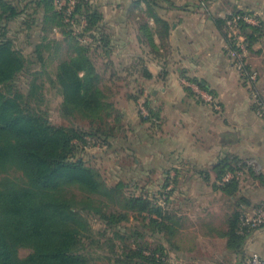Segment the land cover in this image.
<instances>
[{
	"label": "crops",
	"instance_id": "obj_1",
	"mask_svg": "<svg viewBox=\"0 0 264 264\" xmlns=\"http://www.w3.org/2000/svg\"><path fill=\"white\" fill-rule=\"evenodd\" d=\"M92 4L101 16L94 34L106 36L111 49L105 55L101 48L97 56L111 66L141 65L150 74L139 70L141 79H135L146 90L153 118L144 122L137 102L128 98L121 110L135 135L132 175L158 177L146 184V193L174 216L172 235L144 229L155 239L152 248L162 249V264H248L252 253L264 258V227L250 233L243 252L231 246L229 237L235 214L250 216L264 203V119L257 115L254 100L256 93L264 102V35L250 51V66L259 73L251 87L230 58L228 36L218 25L239 11L258 16L264 24V0ZM183 79L205 83L221 111L191 93ZM221 164L242 169L235 192L222 188Z\"/></svg>",
	"mask_w": 264,
	"mask_h": 264
},
{
	"label": "trees",
	"instance_id": "obj_2",
	"mask_svg": "<svg viewBox=\"0 0 264 264\" xmlns=\"http://www.w3.org/2000/svg\"><path fill=\"white\" fill-rule=\"evenodd\" d=\"M56 1L35 2L41 14L42 31L59 29L65 40L73 37L77 42L71 46L70 55L59 63L51 83L62 96L61 112L64 117L73 123L82 121L88 129L76 124L55 126L50 122L41 108L44 85L39 83V73L34 74L37 77H34L27 92L17 87L18 76L30 70L34 62L15 48L8 35V25L24 12H20L10 1L0 0V264H89L86 241H90L91 248L94 244L89 218L114 229L116 234L113 238L125 243L131 234L132 237L145 236L142 229L157 235L166 232L172 235L174 232V225L170 223L174 216L159 205L155 197L127 194V187L122 182L110 186L96 167L88 165L83 158H76L78 150L87 148L90 138L104 142L109 138L116 139L123 132L125 116L102 88L101 74L93 56L98 55L101 48L105 55L111 51L109 39L106 36L99 39L94 34L101 21L100 14L92 2L77 0L73 18L79 25V17H85L87 26L80 34H73L75 29L66 21V9L57 8ZM233 14L251 13L239 11ZM260 23L257 27L242 26L250 49L264 35L262 20ZM218 25L227 37L226 19L218 20ZM145 34L152 42L153 35L146 29ZM84 36L92 38V42L82 41ZM50 43L49 36L45 35L35 46L34 54L42 65L45 61L43 54L50 48ZM55 44L61 49V41ZM143 71L144 68L142 74L150 76L146 70ZM118 74L116 72L115 75ZM189 81L212 93L205 83ZM144 90L129 94L127 98L139 103L144 98ZM146 106L148 116L141 114L138 108L144 122L153 118L148 98ZM12 172L22 175L12 177ZM241 172L240 167L220 165L218 180L224 191H236L238 173ZM228 173H233L234 178L223 183ZM74 191H78L80 196L77 197ZM242 217L238 213L230 220V242L238 252H243L253 231H241ZM131 218L139 221L140 226L127 233L117 230ZM104 234L108 231L105 230ZM131 244L123 246L122 255L112 253L134 264H162L159 245L153 249L146 243L142 246L135 242L137 248ZM115 246L112 245L113 248ZM22 248L32 252L21 258ZM122 258L117 261H123Z\"/></svg>",
	"mask_w": 264,
	"mask_h": 264
},
{
	"label": "rangeland",
	"instance_id": "obj_3",
	"mask_svg": "<svg viewBox=\"0 0 264 264\" xmlns=\"http://www.w3.org/2000/svg\"><path fill=\"white\" fill-rule=\"evenodd\" d=\"M8 1L16 6L20 12H24L21 17L12 21L8 25L9 38L14 41L16 49L21 51L29 61L34 62V64L30 65V70L18 76L16 81L17 87L21 91L27 92L32 80L34 77H37L34 74L39 73V83L44 85L42 90L44 94V103L41 108L47 113L50 122L55 126L70 127L76 124L82 128L88 129L87 125L82 121H76L73 123L64 117L61 112V104L63 100L62 96L60 95L58 88L51 83V79L56 75L59 63L69 56L70 48L77 42V40L75 38L74 40L73 37H68L65 40V37L60 33L59 29L49 28V32L42 31L43 27H41L40 24L41 14L38 13V8L35 4L37 0ZM75 30L73 31V34H76ZM45 35L49 36V41L51 43L49 44L50 48L43 54L45 61L44 65H42L37 61L34 50L36 44L40 42L41 37ZM57 41H61V49L56 47L57 44L55 43ZM93 56L98 67V71L101 74L102 88L107 93L109 100L113 102L119 110H121L125 105L127 94L134 95L139 90H142L143 86L139 84L140 81L138 82L135 78L138 76L139 80L141 79L138 72L139 70L142 71L143 67L132 63H126L125 65L120 64L119 67L111 66L110 64H105L101 57H98L97 55ZM116 69L122 71L120 72L122 74L121 76L115 75L117 72ZM137 104L139 105V103ZM124 116L127 117L126 114H124ZM122 126V131L124 133H119L116 139L109 138L106 142L101 141L100 139H94L98 143L96 145L91 144V146L88 144L85 150H78L76 158H83L88 165L96 167L101 172L108 185L115 186L117 183L122 182L127 187L125 189L127 194H134L138 196L144 194L149 197V194L146 193V184L150 183V181L156 182L159 178L156 177L146 179L139 177L138 175L135 177L132 175L133 169L135 168V158L131 155L132 153H130V149H133V144L131 142L134 140L133 138L135 135L133 133L130 134V131L133 130H130L131 126L128 124L127 119ZM129 135L130 139L128 138ZM101 142H104L106 146H101ZM143 164L142 160L139 166H136V170H138ZM12 173V177H20L22 175L20 172ZM73 193L77 197L80 196L78 191H74ZM81 197H83V195ZM156 197H158L159 200L160 198L163 199V197H159V195H156ZM109 210H111V208ZM112 210H115V208ZM131 217L135 216L131 215ZM89 222L93 231L92 238L94 243L91 248L90 241H86L88 249L87 256L90 258L89 264H134L132 261L125 260L121 256H117L112 252H117L118 255H122L123 246L126 244H131L132 242V247L137 248L138 243L142 246H144L145 243L152 245V240H155L154 238H151V240L147 235L143 236L141 234L140 236L132 237L131 234L128 242L126 241L125 243L124 241L113 238L116 234L115 230L108 229L106 225L99 220L89 218ZM138 226H140V222H137L135 218H131L130 222L124 223L117 230L127 233L131 229H136ZM105 230L108 231V234H104ZM141 231L146 232L144 229ZM112 238L114 240H112ZM135 242L137 244H135ZM114 244H116L115 248L112 247ZM31 252L32 251L30 249L22 248L20 249V257L25 258ZM120 258H122L123 261L118 262L117 260Z\"/></svg>",
	"mask_w": 264,
	"mask_h": 264
},
{
	"label": "built area",
	"instance_id": "obj_4",
	"mask_svg": "<svg viewBox=\"0 0 264 264\" xmlns=\"http://www.w3.org/2000/svg\"><path fill=\"white\" fill-rule=\"evenodd\" d=\"M93 2V0H88ZM77 0H57L56 5L59 9H66V21L74 26L75 33L80 34L82 30L87 26V19L85 17H79L80 23L76 25V21L73 18L75 12V6ZM226 25L225 29L228 33V44H229V55L234 62L236 68L241 72L242 76L247 79L251 87H254L259 81V73L251 68L249 64L250 58V44L246 35L242 32V26H260L261 20L258 16L251 14H230L225 17ZM78 30V32H77ZM264 30V29H263ZM82 41L92 42V38L89 36H84L81 38ZM184 85L190 88L194 93H196L200 98L207 104L213 105L218 111H221L220 106L217 104L215 97L209 92L202 89L198 84L189 81L188 79L183 80ZM254 91V90H253ZM148 98L147 93H145L144 98L139 101L138 108L144 116H148V109L146 106V100ZM254 100L257 104L256 113L260 118L264 119V102H262L258 94H254ZM102 141V140H101ZM98 142L94 139H89V145H96ZM100 145V144H99ZM106 146L104 142H101V146ZM241 175V173H238ZM234 178L233 173H228L224 179L223 183L229 182ZM241 231L244 229L248 230H258L264 227V203L260 204L250 216H243L241 222ZM248 264H264V258L258 253H252Z\"/></svg>",
	"mask_w": 264,
	"mask_h": 264
}]
</instances>
